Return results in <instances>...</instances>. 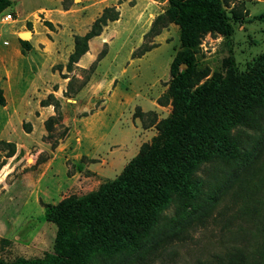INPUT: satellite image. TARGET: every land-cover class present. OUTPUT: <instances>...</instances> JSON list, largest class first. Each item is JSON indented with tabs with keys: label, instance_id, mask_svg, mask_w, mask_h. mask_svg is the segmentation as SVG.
Masks as SVG:
<instances>
[{
	"label": "rangeland",
	"instance_id": "374dc122",
	"mask_svg": "<svg viewBox=\"0 0 264 264\" xmlns=\"http://www.w3.org/2000/svg\"><path fill=\"white\" fill-rule=\"evenodd\" d=\"M227 1L242 10V18L231 19L226 7L232 32L226 38L204 36L199 63L211 73L229 59L236 72L245 73L264 53V0ZM15 5L0 13V87L6 96L0 140L15 146L14 155L4 157L9 146L0 145V161L5 158L0 166V257L5 260L51 255L57 229L46 218L48 205L95 191L151 141L155 124L171 112V105H160L158 98L170 82L180 47L175 23L144 38L167 0H16ZM107 6L116 7L118 19L88 41L82 65L68 70L74 35L84 34ZM38 7L36 14H28ZM8 13L12 19L5 20ZM25 31L31 34L22 38ZM16 36L29 41L31 49L15 54ZM144 42L152 48L133 57ZM50 94L59 102V114L53 104H40L55 102ZM138 108L143 118L134 115ZM50 116L55 118L49 132L45 121ZM234 188L187 234L136 264H235L240 251L256 248L264 193L244 200L233 194Z\"/></svg>",
	"mask_w": 264,
	"mask_h": 264
},
{
	"label": "trees",
	"instance_id": "16d2710c",
	"mask_svg": "<svg viewBox=\"0 0 264 264\" xmlns=\"http://www.w3.org/2000/svg\"><path fill=\"white\" fill-rule=\"evenodd\" d=\"M144 38L157 35L169 23L178 26L180 47L171 79L158 98L171 105L168 117L158 121L156 134L112 180L95 191L63 197L48 205V221L56 225L53 253L46 258L17 257L0 264H136L187 234L233 184V194L244 200L264 193V53L245 73L235 71L229 59L210 73L199 63L202 39L207 34L228 37L231 19L242 10L227 0H167ZM11 5L0 0V13ZM65 8V6H64ZM115 6L104 7L84 34L74 35L67 69L88 50V41L118 19ZM45 25L52 24L45 20ZM21 51L31 48L19 39ZM152 47L142 43L133 57ZM50 98L53 96L50 94ZM54 99V98H53ZM53 104L59 114V102ZM6 104L0 87V107ZM135 116L143 118L139 108ZM50 116L45 121L51 131ZM153 123V122H152ZM4 157L15 153L12 142ZM5 164V158L0 166ZM5 245L9 239L1 240ZM233 258L235 264H264V224L259 245Z\"/></svg>",
	"mask_w": 264,
	"mask_h": 264
},
{
	"label": "crops",
	"instance_id": "0c3cea01",
	"mask_svg": "<svg viewBox=\"0 0 264 264\" xmlns=\"http://www.w3.org/2000/svg\"><path fill=\"white\" fill-rule=\"evenodd\" d=\"M11 1V5H13V6H16L15 5V2H16V0H10ZM11 5L9 6V7H7L6 9H10L11 8ZM42 7H38V8H36V9H34L32 12H30V13H28V14H31V13H35L36 12V10H38V9H41ZM14 12H15V14H18L19 13V11H15V10H13ZM3 13V12H2ZM36 14V13H35ZM17 20V19H16ZM19 22V21H18ZM81 24V23H80ZM89 24V21H88V23H87V25ZM85 26V25H84ZM83 25H81V27L83 28L84 27ZM88 28V27H87ZM12 33H16V29L15 28H13L12 27ZM19 39H21V38H19V36H16V44L14 45V52H15V54L16 53H19V54H21L22 53V51H21V49H22V47H21V44H20V41H19ZM31 49V48H30ZM29 49V50H30ZM86 54V53H85ZM85 54H83L81 57H80V59L78 60V62H76L75 64H78V65H82L81 64V60L83 59V57L85 56ZM6 97V96H5ZM3 107V106H2ZM45 107V106H44Z\"/></svg>",
	"mask_w": 264,
	"mask_h": 264
},
{
	"label": "water",
	"instance_id": "95a60500",
	"mask_svg": "<svg viewBox=\"0 0 264 264\" xmlns=\"http://www.w3.org/2000/svg\"><path fill=\"white\" fill-rule=\"evenodd\" d=\"M30 34H31L30 31H25V32H22V33H21V37L23 38V37L28 36V35H30Z\"/></svg>",
	"mask_w": 264,
	"mask_h": 264
},
{
	"label": "built area",
	"instance_id": "2783aa9c",
	"mask_svg": "<svg viewBox=\"0 0 264 264\" xmlns=\"http://www.w3.org/2000/svg\"><path fill=\"white\" fill-rule=\"evenodd\" d=\"M5 20H10L12 19V16L10 13L6 14L4 17H3Z\"/></svg>",
	"mask_w": 264,
	"mask_h": 264
}]
</instances>
